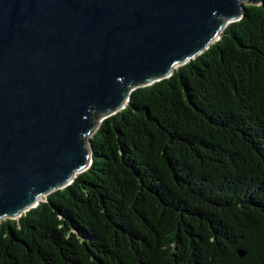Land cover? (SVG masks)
<instances>
[{
    "label": "trees",
    "instance_id": "obj_1",
    "mask_svg": "<svg viewBox=\"0 0 264 264\" xmlns=\"http://www.w3.org/2000/svg\"><path fill=\"white\" fill-rule=\"evenodd\" d=\"M90 141L70 185L0 222V264H264V0Z\"/></svg>",
    "mask_w": 264,
    "mask_h": 264
},
{
    "label": "water",
    "instance_id": "obj_2",
    "mask_svg": "<svg viewBox=\"0 0 264 264\" xmlns=\"http://www.w3.org/2000/svg\"><path fill=\"white\" fill-rule=\"evenodd\" d=\"M262 1L0 0V222L70 185L100 119Z\"/></svg>",
    "mask_w": 264,
    "mask_h": 264
},
{
    "label": "rangeland",
    "instance_id": "obj_3",
    "mask_svg": "<svg viewBox=\"0 0 264 264\" xmlns=\"http://www.w3.org/2000/svg\"><path fill=\"white\" fill-rule=\"evenodd\" d=\"M250 4H252V3H250ZM101 120H102V119H100L99 122H101ZM94 133H95V132H94ZM94 133H93V134H94ZM93 134H92V135H93ZM92 135L90 136V138L92 137Z\"/></svg>",
    "mask_w": 264,
    "mask_h": 264
},
{
    "label": "bare ground",
    "instance_id": "obj_4",
    "mask_svg": "<svg viewBox=\"0 0 264 264\" xmlns=\"http://www.w3.org/2000/svg\"><path fill=\"white\" fill-rule=\"evenodd\" d=\"M228 23H230V22H227L226 25H225V27L227 26Z\"/></svg>",
    "mask_w": 264,
    "mask_h": 264
}]
</instances>
